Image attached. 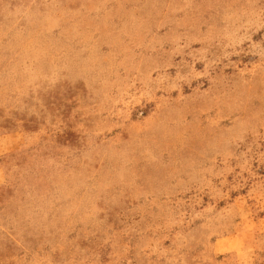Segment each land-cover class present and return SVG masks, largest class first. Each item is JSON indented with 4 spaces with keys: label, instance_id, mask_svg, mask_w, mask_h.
I'll list each match as a JSON object with an SVG mask.
<instances>
[{
    "label": "rangeland",
    "instance_id": "obj_1",
    "mask_svg": "<svg viewBox=\"0 0 264 264\" xmlns=\"http://www.w3.org/2000/svg\"><path fill=\"white\" fill-rule=\"evenodd\" d=\"M0 125V264H264V0H0Z\"/></svg>",
    "mask_w": 264,
    "mask_h": 264
},
{
    "label": "crops",
    "instance_id": "obj_2",
    "mask_svg": "<svg viewBox=\"0 0 264 264\" xmlns=\"http://www.w3.org/2000/svg\"><path fill=\"white\" fill-rule=\"evenodd\" d=\"M17 129H13V127L11 126H2L0 125V144L4 143V144H8L11 150L14 149V145H18L15 141H19V132H16ZM15 134V136L13 135ZM37 133L34 132L33 136H35ZM21 135V134H20ZM34 142V141H33ZM4 167L3 169H1V176L3 171L7 172L9 175L7 176V178H0V193H4L6 191H8L10 189L11 186L15 185L17 188L18 187V183L16 184V174L18 172V164H16L14 162V159L9 160V158L7 157H3L0 159V168ZM6 168V169H5ZM14 187V186H13Z\"/></svg>",
    "mask_w": 264,
    "mask_h": 264
},
{
    "label": "trees",
    "instance_id": "obj_3",
    "mask_svg": "<svg viewBox=\"0 0 264 264\" xmlns=\"http://www.w3.org/2000/svg\"><path fill=\"white\" fill-rule=\"evenodd\" d=\"M3 219H5V218H3ZM0 228L8 236L9 239L13 240V237H12V234L10 231L6 230L2 224H0Z\"/></svg>",
    "mask_w": 264,
    "mask_h": 264
}]
</instances>
